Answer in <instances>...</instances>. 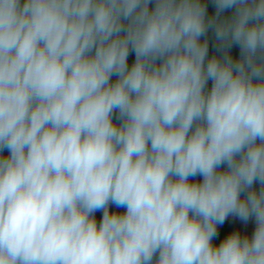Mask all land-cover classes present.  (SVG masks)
<instances>
[{"label": "trees", "instance_id": "1", "mask_svg": "<svg viewBox=\"0 0 264 264\" xmlns=\"http://www.w3.org/2000/svg\"><path fill=\"white\" fill-rule=\"evenodd\" d=\"M148 1L201 109L226 125L240 103L243 57H264V7L255 0ZM54 3L49 54L6 89L62 133L82 118L112 59L149 36L152 20L118 0ZM41 28L40 0H0V67L36 51ZM243 80L244 110L225 135L199 122L158 48L125 65L105 112L73 143L30 137L0 102V264H263L248 257L223 212L243 197L245 211L264 221V64L249 59ZM77 205L83 211L72 215ZM102 231L106 240L89 241Z\"/></svg>", "mask_w": 264, "mask_h": 264}, {"label": "water", "instance_id": "2", "mask_svg": "<svg viewBox=\"0 0 264 264\" xmlns=\"http://www.w3.org/2000/svg\"><path fill=\"white\" fill-rule=\"evenodd\" d=\"M118 1L129 8L136 9L148 15L152 20V31L149 36L124 48L112 59L104 73H102L84 115L75 125L62 133L53 132L22 99L12 95L6 89L7 83L23 80L26 76L36 71L49 54L56 35L54 0H40L42 28L41 41L37 50L24 59L0 67V102L15 113L19 121L28 130L30 137L55 147L73 143L81 139L90 130L91 126L96 123L101 114L105 112L119 73L125 65L134 57L151 49L158 48L164 50L169 56L199 122L206 124L215 134L225 135L229 133L239 120L245 106L246 87L243 80L245 64L249 59L260 60L264 64V57L254 51H249L245 54L241 61V68L238 74V87L240 91L239 106L226 125L218 126L201 109L195 89L190 84L182 69L179 52L172 44L160 38L162 19L154 5L148 0Z\"/></svg>", "mask_w": 264, "mask_h": 264}, {"label": "rangeland", "instance_id": "3", "mask_svg": "<svg viewBox=\"0 0 264 264\" xmlns=\"http://www.w3.org/2000/svg\"><path fill=\"white\" fill-rule=\"evenodd\" d=\"M264 7V0H255ZM108 202L115 206L114 200L108 199ZM179 203H184V200L178 199ZM44 210V209H42ZM81 205L72 206L71 214L76 215L82 212ZM224 215L231 220L233 224L239 228L242 236L244 237L243 248L249 258H256L264 264V221H260L257 216L248 214L245 211V199L243 197H234L232 203L227 205L224 209ZM38 225L43 227L41 218L37 219ZM38 232L34 233L33 236L37 237ZM89 241L95 240H106L105 231L98 232L91 235ZM104 246L101 245L100 248ZM97 247L99 248L98 242ZM61 259V258H60ZM62 260V259H61ZM102 264V263H100Z\"/></svg>", "mask_w": 264, "mask_h": 264}, {"label": "flooded vegetation", "instance_id": "4", "mask_svg": "<svg viewBox=\"0 0 264 264\" xmlns=\"http://www.w3.org/2000/svg\"><path fill=\"white\" fill-rule=\"evenodd\" d=\"M26 163H28V162H26ZM40 208L45 209V204L44 203H41L40 204ZM35 225L38 226V227L35 228V230H34L33 233H37L38 232L40 234L41 230H38V228L41 229V226L38 225V221L37 220H35Z\"/></svg>", "mask_w": 264, "mask_h": 264}, {"label": "clouds", "instance_id": "5", "mask_svg": "<svg viewBox=\"0 0 264 264\" xmlns=\"http://www.w3.org/2000/svg\"><path fill=\"white\" fill-rule=\"evenodd\" d=\"M210 118V117H209ZM217 125V124H216Z\"/></svg>", "mask_w": 264, "mask_h": 264}]
</instances>
